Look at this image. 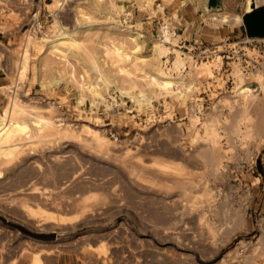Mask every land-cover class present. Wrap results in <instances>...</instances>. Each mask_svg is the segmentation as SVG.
<instances>
[{
  "label": "rangeland",
  "instance_id": "1",
  "mask_svg": "<svg viewBox=\"0 0 264 264\" xmlns=\"http://www.w3.org/2000/svg\"><path fill=\"white\" fill-rule=\"evenodd\" d=\"M188 1L0 0V264H43L57 239L126 264H264V37L247 0H198L224 57L171 48L164 66L159 26Z\"/></svg>",
  "mask_w": 264,
  "mask_h": 264
},
{
  "label": "crops",
  "instance_id": "2",
  "mask_svg": "<svg viewBox=\"0 0 264 264\" xmlns=\"http://www.w3.org/2000/svg\"><path fill=\"white\" fill-rule=\"evenodd\" d=\"M175 11L177 13L179 12V18L177 17L178 22L175 21L176 18L173 17V12L168 16L170 17V21L174 23L177 28L180 39L182 38L186 42L198 39L207 44V34H210L207 24L205 23L207 5L198 0H190L185 5H180L178 10L176 9ZM5 79L6 76L0 72V107L5 99V94L1 91L6 85ZM200 104L201 103H197V105ZM60 242H62L61 239L50 241L51 246L46 247L44 250L45 254L41 256L43 264H126L121 253L117 252L118 250L110 245H107L105 248L106 254L98 255L95 251L84 253L83 247H74L71 250L62 249V247L58 245L61 244ZM92 249L96 250L97 246ZM35 254L39 255L40 252H36Z\"/></svg>",
  "mask_w": 264,
  "mask_h": 264
},
{
  "label": "built area",
  "instance_id": "3",
  "mask_svg": "<svg viewBox=\"0 0 264 264\" xmlns=\"http://www.w3.org/2000/svg\"><path fill=\"white\" fill-rule=\"evenodd\" d=\"M33 18L36 17V13H34L32 15ZM36 20V18H35ZM35 25L37 28L40 27V24L38 21H35ZM167 38H171L172 40L176 41L175 44H172L171 42L167 41ZM158 40L164 44H166L168 46V48L170 49V52L162 57L163 60V64L164 66H167L169 64L168 60L169 57L171 55V48H176L177 50L181 51L180 56H184L186 54H191V59L194 61L195 64H197L198 62H202V61H209V60H213V57H224L223 50H220L219 47H225L227 44H206L203 43L201 41H199L198 39H195L193 41H189L186 42L184 39H180L179 34L177 32V28L175 27L174 23H172L170 21V17L166 16L160 26H159V34H158ZM225 42L228 40V38L224 39ZM254 64H256L255 61H253ZM180 69V68H179ZM185 67L179 72L180 75H185ZM204 96L199 97V100L197 101V103H202L201 99Z\"/></svg>",
  "mask_w": 264,
  "mask_h": 264
},
{
  "label": "water",
  "instance_id": "4",
  "mask_svg": "<svg viewBox=\"0 0 264 264\" xmlns=\"http://www.w3.org/2000/svg\"><path fill=\"white\" fill-rule=\"evenodd\" d=\"M209 6L217 3V0H209ZM245 32L249 37H264V7L254 9L251 12H246L242 16ZM40 238L54 239V235H38Z\"/></svg>",
  "mask_w": 264,
  "mask_h": 264
},
{
  "label": "bare ground",
  "instance_id": "5",
  "mask_svg": "<svg viewBox=\"0 0 264 264\" xmlns=\"http://www.w3.org/2000/svg\"><path fill=\"white\" fill-rule=\"evenodd\" d=\"M263 3H264V0H254L253 2H252V0H247V8H248L247 11L251 12V11H253L254 9H257V7H258L260 4H263ZM237 19H239L238 16H232V17H230V16H228L227 14H222V15H220V16H217V21H218L219 23H236L235 21H238ZM156 48H157V47H156ZM156 48H155V50H156ZM157 51H159V53H162L164 50L157 48ZM179 60H180V59H179ZM179 60L176 61V63H175V67H177V68H179L180 65L183 64V62H182V61H179ZM175 69H176V68H175ZM171 85H173V83L170 81V79H168V80H163V81H162V84H161L162 88H164V89H168V88H170ZM245 89H246V88H245ZM7 124H8L7 120L2 119V120L0 121L1 129H2V127H3V128L6 127ZM19 125H20V124H19ZM18 127H19L18 124L14 125V128H18ZM19 128H20V127H19ZM0 131H1V130H0Z\"/></svg>",
  "mask_w": 264,
  "mask_h": 264
}]
</instances>
